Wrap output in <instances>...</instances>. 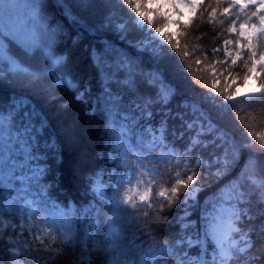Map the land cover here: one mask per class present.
<instances>
[{"label": "snow or ice", "instance_id": "6c2138e0", "mask_svg": "<svg viewBox=\"0 0 264 264\" xmlns=\"http://www.w3.org/2000/svg\"><path fill=\"white\" fill-rule=\"evenodd\" d=\"M57 3L67 13L68 10L62 0H57ZM120 5H127L128 9L134 11L135 15L129 16V22L146 33L143 40L129 46L138 53L148 51L153 61L157 63V67L145 77L142 72L134 75V70L138 66L127 56L117 64L118 70L127 69L124 79L126 90L130 95L137 94V84L141 79L145 85L155 87L154 94L140 95L138 102L123 113V123L119 129L113 127L116 110L119 107V94L114 97L106 92L109 103L105 105L107 116L104 137L110 150L108 158L116 171L120 172L119 178L114 174L112 177L116 189L108 195L106 193L110 189L95 179L90 180L89 190L100 207L93 208L95 215L89 217L86 222L87 232L82 230L79 235L71 226L72 218L69 213H62L59 222L49 215L41 216V213L46 211L41 207V204L46 202V198L37 200L29 197L33 188L43 197L41 179L48 173V168L39 164L33 168L30 162L40 159L36 153L40 150L39 136L44 124L41 122V127L36 128L31 122V113L26 116L25 111H20L15 105L7 115L0 112V136L3 138V152L0 153L3 156L0 162V264H39L34 255L39 250L50 254L48 260H54L66 251H75L77 247L81 251V257L76 264H79V260L86 255L91 264L89 245L100 249L101 264H161L162 261L163 264H230L239 260L241 256L245 257L244 264H251L255 259L250 256L254 244L248 233L239 225L245 219H252L249 212L252 204L248 192L249 186H254L259 191L260 199L264 201V161L258 165L255 156L251 154L254 151V142L264 150V131L251 130L249 121H255L259 113L253 114L246 109L251 108L256 99L264 100V82L248 93L247 99L244 100H238L241 94L240 86H237L234 92H225L217 86L221 78L226 82L229 79L232 83L236 82L234 77L238 74L234 69L238 61L242 62L246 69L243 87H248L249 81L253 78L264 75V0H212L211 3H205L204 0H156L153 3V0H147L146 5L136 0H115L114 3L104 6L116 8ZM76 6L91 8L95 5L90 0H79ZM43 8L44 5L40 0H32L27 23H19L15 0H0V81L10 77L13 83L28 88L38 87L45 91L47 90L45 83H59L54 79L55 68L63 64V57L47 53L46 67L33 70L31 66V54L39 46L35 38V26L44 28ZM152 8L170 9L167 14L160 12L167 21L165 27H175L180 31H170L165 35L161 27L153 24L148 11ZM197 12L200 13L201 23L205 22L204 14L207 13L208 23L227 25L224 31L234 39L224 38L219 46L202 49L198 42L203 40V35L192 33L190 23L186 22L187 13L195 16ZM242 16L243 20H241ZM253 18L258 23L254 22ZM112 22V18L109 17V23ZM238 22L239 28H237ZM120 27L121 35H125L128 29L123 24ZM190 35L197 41L193 44L192 51H189ZM177 36L180 39H177ZM197 51L202 52V56H195ZM217 53L223 55L217 56ZM209 55L212 57L211 61L208 60ZM176 57L178 59H175V65L185 78L190 73L195 83L208 89L204 94L207 101L215 107L222 106L235 113L239 123L249 129L246 135L252 138L250 141L237 142L221 132L211 120L204 121L202 112L199 123L197 120L189 122L183 117H178L182 125L178 133L182 143L168 140L169 135L175 136L177 133H169L167 120H161L158 128L152 126L154 106L167 105L178 93L179 84L168 79L172 69L166 64L167 60ZM190 57L193 58L190 60ZM193 65H196V68H193ZM217 66H221L223 70L220 71ZM202 72L208 73L210 83L203 82L200 75ZM106 75L111 81L112 73L107 72ZM115 82L120 83L119 79ZM67 87H72L71 81L68 82ZM56 91L53 89L47 94L52 96ZM218 96L223 99L216 100ZM77 98L81 99L83 107L92 111L83 102L80 94H77ZM230 101L234 103H228ZM17 118L21 121L19 127L15 123ZM145 144L148 148L143 147ZM51 147L55 150V145ZM156 147L167 149L163 157L169 168L175 166L183 169V173L181 171L171 173L174 182L169 187L157 186L156 198L153 199L151 193L156 185V179L165 174L155 167L148 166L150 163L160 164L161 160H153L150 154L145 156L144 152ZM245 152L249 155L241 164V156ZM17 154L23 157V160L19 159ZM168 157L174 158V164L168 161ZM25 168L28 172L22 171ZM197 168L206 169V173L196 171ZM212 169L215 171L213 172ZM227 172H234L230 177L231 195L228 198V206L217 210L216 223L211 232H206L204 236L205 243L210 240L214 245L211 260L205 258L207 248L201 244L199 237L193 240L188 236L178 235L172 238L171 242L156 244L155 247H149L142 253L122 252L127 258L121 261L113 252V248L118 247L116 241L120 235L119 217L116 223L109 222L106 236L101 239L96 238L95 218L101 216L105 209L120 213L136 209V201H139L146 209L143 216L148 218L149 223L163 224L167 222V218L162 214L166 207L188 205L189 200L195 198L194 194L205 183L207 176L219 178ZM147 209L152 210L151 216ZM261 214L264 215V212ZM184 215H188L187 207L184 208ZM145 232L149 237L152 236L147 228ZM234 234H239V239H236ZM196 245H199L198 251L190 254L188 250Z\"/></svg>", "mask_w": 264, "mask_h": 264}, {"label": "trees", "instance_id": "16d2710c", "mask_svg": "<svg viewBox=\"0 0 264 264\" xmlns=\"http://www.w3.org/2000/svg\"><path fill=\"white\" fill-rule=\"evenodd\" d=\"M31 2L32 0H15L16 17L19 23H27ZM40 2L44 5L42 10L45 17L44 28L41 29L39 25L35 26V38L39 46L31 54V66L33 70L46 67L47 53L63 57V64L55 68L54 79L59 83L41 81V83H45L47 89L45 91L38 87L21 86L13 83L10 77H6L0 81V112L7 115L15 105L20 111H25L26 116L29 112L31 113V122L36 128L39 129L43 122L44 128L39 136L40 150L36 153L40 159L30 163L41 164L48 168V173L41 179V186L44 190L43 197L47 198L46 202L53 210V218L57 222H59L62 213L70 214L71 226L76 229V234L79 235L82 230L87 232L86 222L89 217L95 215L93 208L100 207L89 190L90 180L95 179L98 183L104 184L106 188L110 189L106 194L111 195L116 189L115 180L112 179L113 174L116 178L120 176V172L116 171L112 166V161L108 158L110 150L104 137L105 117L107 116L105 105L109 103L106 92L111 93L114 97L119 94L120 97L115 124H113V127L117 129L123 121V113L138 102L140 95L155 93V87L145 85L141 79L137 84V94L130 95L126 90L124 79L127 69L118 70L117 64L127 56L138 66L134 70V75H139L142 72L146 77L148 73L154 71L157 63L153 61L148 51L138 53L129 46L143 40L146 33L131 25L129 16H134L135 13L132 9H128L127 5L112 8L104 5L114 3L115 0H90L95 5L94 7L80 8L76 6L79 4V0H62L68 10L66 13L64 8L58 6L57 0H40ZM204 2L211 3L212 0H204ZM109 17L113 20L111 24ZM199 17L200 13L197 12L189 23L192 33L203 35V40L198 42L202 49L219 46L224 38L234 39L224 31L227 25L208 23L207 13L204 14V23L200 22ZM243 19L242 16L241 20ZM253 20L258 23L255 18ZM122 24L128 29L125 35H121L120 26ZM153 24L164 28L166 21L155 14ZM237 25L239 26V22ZM176 38L180 39L179 36ZM181 42L183 43V40ZM195 43L197 41L190 35L189 51H192ZM222 55L223 53H217V56ZM195 56H202V52H195ZM175 59L178 57L167 60L166 64L172 69L168 79L179 84L178 93L167 105L154 106L151 120L154 127L158 128L161 120H167L169 133H177L175 136L169 135L168 140L182 143L183 141L178 135L179 130L182 129L178 117L191 121L200 113V111L192 109L193 105H198L205 111L204 121L211 120L221 132L228 133V136L237 142L250 141L252 138L246 135L249 129L239 123L235 113L222 106L215 107L207 101L204 94L208 92V89L195 83L190 73L185 78L184 74L176 67ZM208 60H212L210 55ZM101 61H103L102 65ZM97 65L101 66L98 68ZM217 67L220 68V71L223 70L221 66ZM193 68H196V65H193ZM245 71L243 63L238 61L234 69V72L238 74L234 77L236 82L232 83L231 79L226 82L221 78L217 87L224 89L225 92H234L237 86H243ZM257 71H260L259 66ZM107 72L112 73L111 81L106 75ZM200 75L204 83H210L208 73L202 72ZM225 75L227 74L225 73ZM117 79L120 83L115 82ZM258 80L259 84L264 82V75H260ZM69 81L72 83L71 88L67 87ZM53 89L57 91L54 95L49 96L47 93ZM77 94L82 96L83 102L92 111L83 107ZM222 99L223 97H216L218 101ZM244 99L247 98L238 100ZM262 106H264V100L256 99L251 108L246 109L253 114L259 113L255 121H249L251 130L257 132L264 131V107ZM15 123L19 127L20 119L17 118ZM118 134L119 132H117ZM52 145H55V150L52 149ZM143 147L148 148V145L145 144ZM165 150L167 149L156 147L144 152L145 156L150 154L153 160H161L160 164L150 163L148 166L155 167L165 174L156 179V185L151 193L153 199L156 198L157 186L169 187L174 182L171 173L176 171L183 173V169H178L175 166L169 168L162 155ZM2 152L3 138L0 136V153ZM251 154L255 156L258 165L264 161V150L260 149L258 143L254 142V151ZM17 155L19 159L23 160V157ZM248 155L249 153L245 152L241 156V164ZM205 156H207V151H205ZM167 159L174 164V158L168 157ZM2 160L3 156L0 155V162ZM24 170L22 169V171ZM195 170L206 173L204 168ZM212 171L214 172L215 169ZM233 174L234 172H227L219 178L207 176L205 183L197 192L196 198L190 199L188 205L178 204L164 209L162 214L167 218V222L163 224L149 223L148 218L143 216L146 209L139 201H136V209L120 213L105 209L101 216L95 218L96 238L101 239L106 236L109 222L116 223L119 217L118 232L120 235L116 241L118 247H114L113 252L119 260L123 261L127 257L122 252L142 253L149 247H155L156 244L169 243L172 238L178 235H195L199 233L204 214L213 207V200L230 183V177ZM248 192L252 200L249 209L252 219H245L239 226L248 233L254 244L250 250V256L255 259L251 261V264H264V231H262L264 215L261 214L264 212V201L260 199L259 191L254 186H249ZM154 207H158V205H154ZM185 207L188 209L187 216L184 215ZM147 211L151 216L152 210L147 209ZM182 225L184 226L182 227ZM145 228L151 231V237L147 235ZM234 237L239 239V234H234ZM198 249L199 245H196L188 251L190 254H195ZM88 253L91 256V264H101L102 254L99 248L89 245ZM34 255L39 264H76L78 258L81 257V251L77 247L75 251H66L54 260H48L50 254L42 250L35 252ZM132 258L135 259V257ZM244 261L245 257L241 256L239 260L232 261L230 264H244ZM79 264H89L87 255L79 260Z\"/></svg>", "mask_w": 264, "mask_h": 264}, {"label": "rangeland", "instance_id": "374dc122", "mask_svg": "<svg viewBox=\"0 0 264 264\" xmlns=\"http://www.w3.org/2000/svg\"><path fill=\"white\" fill-rule=\"evenodd\" d=\"M136 2H139L141 3L142 5H146L147 4V0H136ZM156 0H153V3H155ZM142 10H144V8H142ZM151 17H152V21L155 17V14H157L159 17L163 18V16L160 15V12H164L165 14H167V12L170 11V9H158V8H152V9H149L148 10ZM187 21L186 22H190V20L194 17L192 13H187ZM137 19H139L137 17ZM167 23V21H166ZM149 28H151V25H149ZM237 28H239V26L237 25ZM165 32V35H167L170 31H174V32H178L179 29L173 27V28H167V27H164L162 28ZM163 39V38H161ZM146 51V50H145ZM144 52V51H143ZM258 73L260 71H257ZM260 76V75H259ZM255 77L253 78L251 81H249V84H248V87H241V94L240 96L238 97V99L240 98H247V94L252 92L254 90V88L256 87H259L260 84H259V80H258V77ZM193 110L195 109H199L200 110V113L197 114L195 116L194 119L192 120H197V122L199 123L200 121V116H201V112H202V115H204V112L203 110H201V108L198 106V105H193L192 107ZM191 120V121H192ZM189 121V122H191ZM123 123V121L121 122V124ZM120 124V125H121ZM152 124V123H151ZM119 125V126H120ZM152 126L154 127V125L152 124ZM165 151L162 152V155L163 153H165ZM171 158V157H170ZM37 163H31V166L34 168L36 167ZM41 167H44L43 165L39 164ZM24 172H28V169L25 168ZM231 184H229L228 186H226L225 188L222 189V191L219 193V195L215 198L214 202H213V207L212 209L207 212L205 215H204V221H203V225L201 226L200 230H199V233L197 234H193L191 236H189L191 239L195 240L197 237L200 238V242L201 244L204 245V247L207 248V255H206V259L208 260H211L212 258V253H213V248H214V245L211 243V241L209 240L207 243H205L204 241V236H205V233L206 232H211L212 230V227L213 225L216 223V216H217V210L220 208V207H227L228 206V203H229V196L231 195ZM198 192V191H197ZM197 192L194 194L195 197L197 195ZM29 198H35L37 200H44L46 197H41L35 190V188H33L31 191H30V197ZM47 200V198H46ZM41 207H44L46 209L45 212H42L41 213V216H44V215H49L51 217H54L53 215V210L50 208V206L48 205L47 202H44L41 204ZM45 242H47V238H45ZM37 247L39 248V245H37Z\"/></svg>", "mask_w": 264, "mask_h": 264}]
</instances>
